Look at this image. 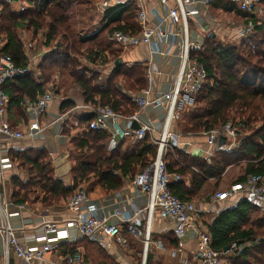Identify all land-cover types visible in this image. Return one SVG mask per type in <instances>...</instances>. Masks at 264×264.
Wrapping results in <instances>:
<instances>
[{"label": "trees", "instance_id": "trees-1", "mask_svg": "<svg viewBox=\"0 0 264 264\" xmlns=\"http://www.w3.org/2000/svg\"><path fill=\"white\" fill-rule=\"evenodd\" d=\"M20 1L26 5L21 12L15 13L8 6L0 10L1 52L12 59L15 67L26 68L24 42L17 28L23 29L32 41L43 40L47 53L38 67L39 83L32 82L26 93L30 100H34L36 92L44 90L46 84L53 87L55 95L59 94V87L66 89L71 85L78 89L84 104L108 106L122 115L135 110L131 96H126L125 91L137 94L146 86V67L141 63L115 66L121 49L109 41L114 31L138 32L133 5L106 10L101 28L81 36L75 34L73 21L89 11L93 6L91 0ZM238 15L245 20L243 24H252L250 34L225 41L205 36L198 58L206 69L207 83L194 96L192 106L175 121L174 129L180 134L196 135L237 118L243 138L240 146L217 152L210 159L191 156L177 148L164 153L166 172L180 177L177 181L172 179L168 189L183 202H193L207 180L218 183L225 170L232 166L244 164V175L235 181L238 183L249 175L264 176V0L256 3L254 13ZM53 42L56 43L53 45ZM80 59L86 64L82 65ZM107 64L109 71L102 78L97 67ZM29 76L30 73L13 80L23 82ZM54 76L58 77V82H54ZM74 106L73 101L63 100L61 114ZM71 116L76 120L75 126L83 130L68 143L72 162L70 185L52 177L44 149L12 152L9 159L16 162L27 177L24 183L13 181L18 187L13 195L16 203H23L36 188L41 193V205L51 207L70 197L83 184L89 188L90 200L101 199L121 190L126 179L133 180L154 160L157 145L149 135L139 141L124 138L112 152H107L109 134L85 127L93 115H67ZM62 133L68 136L69 131L65 129ZM203 225L212 250L223 252L225 248L236 246V252L228 253L225 258L228 264H264V209L258 203L241 199L234 207L221 211L210 224ZM127 238L131 244L132 240ZM176 246L174 241L173 247ZM146 260L147 264L148 255Z\"/></svg>", "mask_w": 264, "mask_h": 264}, {"label": "built area", "instance_id": "built-area-1", "mask_svg": "<svg viewBox=\"0 0 264 264\" xmlns=\"http://www.w3.org/2000/svg\"><path fill=\"white\" fill-rule=\"evenodd\" d=\"M6 4L15 5L17 12L25 10L26 5L20 0H1ZM236 3L237 9L246 14L256 11V3L259 0H230ZM172 8L167 7V0H159L165 7V16L159 19L156 25L147 22V12L143 7V0H134L133 6L136 10L135 20L138 26L137 33L114 31L109 41L121 51H126L138 45L151 46L157 38L163 44L171 47L179 40V67L172 88L165 92H156L153 76L158 71L146 66V86L131 97L136 106L135 110L127 115L113 111L108 106L100 104L75 105L68 112L56 118L59 122L68 114L86 113L93 118L85 126L88 130H103L109 134L106 142L107 152H112L117 144L124 138L131 137L134 141L142 140L149 135L157 145L156 155L149 166L132 180V184L141 194L147 195L148 202L144 208L145 219L141 221V211L135 212L131 218H123L120 212L114 209L111 215L105 218H97L91 211H81L80 207L89 202L87 191L82 188L76 189L68 198L67 207L72 216L63 221L60 228L55 222L43 225L45 232L51 233L44 238L41 246L27 248L23 246L16 237L15 230L7 222L5 216L7 211L0 206V214L3 219L0 223V237L3 241L5 264L9 253H13L25 264L40 262L46 255L55 250L60 241L67 240L69 230H74L79 238H92L94 236H105L117 245H122V230L142 245L141 263L145 264L150 248L153 246L151 239V221L155 213L159 218L173 224L175 237L180 238L189 232L196 242L194 251L189 256L180 257L179 264H221L225 261L228 253L236 252L237 248L232 245L226 252H217L211 249L208 233L199 222L200 208L193 202H183L173 196L168 184L173 179L179 180L178 175H169L166 172L163 155L167 150H172L185 143L180 141V135L173 130L175 121L182 116L183 111L191 107L194 96L207 83V73L198 54L203 45L190 38L189 17L197 14L196 10L189 8L193 2L190 0H174ZM108 0L100 2V8L106 7ZM189 6V7H188ZM203 30V28H202ZM252 24L249 22L237 31L238 38H244L250 34ZM31 45H27V49ZM0 41V135L13 140L35 138L44 129L41 125L42 118L47 114L51 103L55 99L53 87L49 85L42 91H37L34 100L24 99L21 108L28 121L21 128H12L5 118V109L8 97L4 86L13 79L23 77L31 73L29 66L26 68L15 67L12 59L1 52ZM152 51V49H151ZM166 55L167 52L152 51V53ZM153 53V54H155ZM27 55V54H26ZM25 55V56H26ZM28 57V56H26ZM150 107H163L164 119L159 130L148 123L140 121V113ZM134 123L139 125L136 130L132 129ZM206 137L209 151L207 159L214 153L229 151L240 146L242 141L241 125L238 122H227L217 129L201 133ZM223 138L225 144L218 146V140ZM1 148V145H0ZM9 167L7 160H0V175L4 168ZM239 197L256 202L264 209V176L249 175L242 182H233L225 189L217 191L212 195V202H220ZM114 222H111L110 219ZM122 225L123 228H122ZM155 246L160 248V244ZM171 257H177L175 250L170 251ZM61 264H86L82 256L74 252L64 257Z\"/></svg>", "mask_w": 264, "mask_h": 264}, {"label": "crops", "instance_id": "crops-1", "mask_svg": "<svg viewBox=\"0 0 264 264\" xmlns=\"http://www.w3.org/2000/svg\"><path fill=\"white\" fill-rule=\"evenodd\" d=\"M101 1L102 0L95 1L94 6L84 14H87V16L83 17V19L89 20V23L85 25L86 30H90L91 28V30H93L88 35L99 30L105 23L102 17L106 10L124 8L128 5H133L134 2V0H108L107 6L100 8L99 4ZM190 1H192L193 4L191 7H188L197 11L196 15L189 17L188 22L190 38L192 40L203 44L205 36H209L210 34H213V38H217V40L220 41L239 39L237 31L241 28V25L234 24L232 21L233 17L238 15L235 14L236 12L241 13L237 9L236 3L230 0ZM174 5V0H167L168 8H172ZM4 6H8L11 11L18 13L15 5L6 4L0 0V10L3 9ZM143 7L147 12V22L150 25H156L159 23V19L165 16V7L159 3V0H143ZM217 14L231 19L221 21L216 18ZM75 20L73 22H75ZM134 22L138 28L135 19ZM206 32L208 33L206 34ZM78 35L82 36V33L79 32ZM34 44L36 43H33V45L27 49V46L23 43V52L24 55L27 54L26 56H28L25 57L32 71L29 76L30 78L25 79L23 82L12 80L4 86V91L8 97L5 118L14 129L21 128V126L28 121L21 108V103L24 99H29L26 93L30 90V84H32V82L39 83L40 69L38 67L43 63L47 53V51H41V46L39 47ZM151 49L157 52H167V54L163 56L155 52H153L155 53L153 54ZM119 60L126 67L134 63H141L144 67L150 66L152 69L158 71V75L153 76L154 88L156 92L162 93L172 88L178 71L179 40L175 41L170 47L169 44H163L155 38L150 47L147 45H138L126 51H120ZM109 68L110 66L108 64L102 67L105 72H108ZM54 78L56 79L55 76L52 79L55 80ZM48 86L49 84H46L44 88ZM64 89L65 88L62 86L59 87V94L55 95V99L51 103L47 114L41 120V125L44 126V129L37 137L32 139L25 138L23 140H13L9 137L0 135V160H7L9 163V167L4 168L0 175V206L6 209L7 215L5 218L15 230L18 241L27 248L41 246L44 242V238L51 235V233H47L43 230V225L45 223L55 222L62 228L63 221L71 218L72 213L69 211L65 200L51 207H43L40 203L39 195H37L38 198H30V196H27V199L23 203H16V199L13 198V195L17 193L18 187L13 184V181L24 183L27 177L17 163L9 159V155L12 152L28 149H44L51 159L57 178L64 182L65 185H69L70 164L67 160L68 155L66 153L69 141L68 136L63 134L62 131L67 129L68 131L79 133L83 129L75 126L76 120H73V116H65L57 123L55 120L57 117L63 115L60 112V104L63 100H71L75 105L84 103H82L78 94L77 96H63L62 93ZM164 115L163 107H150L140 113V121L142 123L151 124L155 129L159 130ZM173 130L175 131L174 126ZM178 134L180 135V141L185 143V145L177 147L178 150L191 156L203 159L208 158L207 152L209 148L204 135L201 133L196 135ZM223 144H225V140ZM244 171L245 169L243 166L229 167L225 170L218 183H216L215 180H207L200 189L196 195V201L194 202L200 208L201 212L198 217L204 230V223L210 224L221 211L234 207L238 201L241 200V198L236 197L214 203L211 197H207L209 188L216 187L218 190L225 189L243 176ZM126 180L121 190L110 193L101 199L89 200L87 204L80 207V210L83 212L91 211L97 218L108 217L114 209L118 210L123 218H131L135 212L141 211V213H143L140 219L144 222V208L148 202L147 195L141 194L132 184V180ZM2 219L3 217L0 214V223ZM110 221L114 222L112 218ZM123 226L124 225H122V228ZM173 227L171 222L160 219L157 213L154 214L150 230L153 246L148 253V259L152 264H179L180 257L189 256L194 251L196 242L192 235L186 232L185 235L177 238L173 233ZM124 231L123 229L122 238L124 243L122 245H117L105 236L98 235L85 239L79 238L74 230H69L67 240L60 241L58 247L53 250L51 254L46 255L43 261L33 262L32 264H61L66 255L74 252L79 253L86 264H110L111 261L115 264H137L141 249L140 251L135 250L133 246L137 244L141 247V243L132 239L127 233L126 235ZM127 236L132 240L131 244L128 242ZM174 241H176V247H173ZM85 242L86 245H84ZM156 243L161 245L160 248L155 246ZM87 244L90 245V248L87 247ZM171 250L176 251L177 257L170 256ZM86 252L92 254V257H95L96 261L88 259ZM101 253H104L105 257L101 256ZM5 263L3 241L0 237V264ZM7 264L25 263L11 252L9 253ZM221 264H228V262L225 260Z\"/></svg>", "mask_w": 264, "mask_h": 264}, {"label": "rangeland", "instance_id": "rangeland-1", "mask_svg": "<svg viewBox=\"0 0 264 264\" xmlns=\"http://www.w3.org/2000/svg\"><path fill=\"white\" fill-rule=\"evenodd\" d=\"M92 2H93V6H94V4H95V1H98V0H91ZM235 14H238L237 12L235 13ZM87 16V14L86 15H84V16H81L80 18H78L77 20H75V22H73V27H74V31H75V34H77L78 35V33L80 32V33H82V35H88L89 33H91V31H93V30H86V27H85V25L86 24H88L89 23V20H86V19H83V17H86ZM216 18L217 19H219V20H226V19H231V18H226V17H224V16H222V15H219V14H217L216 15ZM231 21V20H230ZM233 23L234 24H243L244 23V19H243V17H241V16H239V15H235V17H233ZM90 25V24H89ZM243 26H245V24H243V25H241V27H243ZM16 32L17 33H19L20 34V36L23 38V42H24V44L27 46V45H33V43H36V44H34V45H36V46H41L40 47V49H41V51L42 52H44V51H46V46L44 45V42H43V40L41 39V40H39V41H35L34 40V42L32 41V40H30V38L28 37V35H26V33H24V31H23V29H21V28H17V30H16ZM208 32H206V34H207ZM56 42H53V45L55 44ZM35 46V47H36ZM112 49H115L116 50V48H113L112 47ZM41 52V53H42ZM80 61V63L82 64V65H85L86 63H85V61L84 60H79ZM91 69V68H90ZM103 69H102V67H97V71H98V73H99V75L100 76H102V78L104 77V76H106V74H107V71L105 72L104 70V72L102 71ZM55 79V78H54ZM54 82H58V77H56V79L54 80ZM63 96H77V94H78V89L76 88L75 89V87H71V85H67L66 86V89H64V91H63ZM125 95L126 96H128V97H132L133 95H135V94H132V92H128V91H125ZM192 104H193V102H192ZM192 104H191V106H192ZM231 122H237L238 121V119L237 118H233V120L231 119L230 120ZM229 121V122H230ZM80 133V132H79ZM75 135H77V132H72V131H69V134H68V141L70 140V138L71 137H73V136H75ZM68 146V145H67ZM71 148H70V146H68L67 148H66V153H67V160L69 161V164H70V169H71V166H72V162L69 160V150H70ZM47 154V153H46ZM47 159L49 160V162H50V164H51V167H52V173H51V175H52V177L54 178V179H56V180H59L58 178H57V176L55 175V172H54V169H53V166H52V163H51V159L49 158V156H48V154H47ZM237 166H243L244 167V164H239V165H237ZM61 181V180H60ZM125 181H127V180H125ZM62 182V181H61ZM69 182L71 183V175H70V171H69ZM235 182V181H234ZM64 183V182H63ZM70 183H69V185H70ZM79 188V187H78ZM81 188H84L87 192H88V186H87V184H83L82 185V187ZM35 192L34 193H32V194H30V198H33V197H37V195H39V196H41L40 194L41 193H39V190H37L36 188H35V190H34ZM217 191H220V190H218L216 187H212V188H209V192L207 193L208 195H207V197L208 198H210V197H212V195H214V193H216ZM206 197V198H207ZM69 198V197H68ZM68 198H66V199H64L66 202H68ZM64 200H59V201H57L56 203H54L53 205H57V204H59V203H61V201H64ZM194 201H196V197L194 198V200H193V203H195ZM84 245H86V242L84 243ZM87 247H89L90 248V245L89 244H87ZM133 248L135 249V250H138V251H140V249H141V252H142V248L139 246V245H135V246H133ZM141 252H140V257H139V260H138V262H137V264H140L141 263ZM86 255H87V258L88 259H90V260H92V261H96L95 260V257H92V254H88L87 252H86ZM101 256H103V257H105V255H104V253H101L100 254ZM149 255V254H148ZM94 258V259H93ZM147 261V260H146ZM110 264H115L113 261H111L110 262ZM145 264H146V262H145ZM147 264H152V262H150L149 261V259H148V262H147Z\"/></svg>", "mask_w": 264, "mask_h": 264}, {"label": "water", "instance_id": "water-1", "mask_svg": "<svg viewBox=\"0 0 264 264\" xmlns=\"http://www.w3.org/2000/svg\"><path fill=\"white\" fill-rule=\"evenodd\" d=\"M213 34H210L209 35V37L210 38H213ZM121 64V61L118 59V60H116V62H115V66H117V65H120ZM139 128V125L137 124V123H134L133 124V126H132V129L133 130H136V129H138ZM223 142H224V139L223 138H220L219 140H218V146H221V145H223ZM228 249L227 248H225L224 250H223V252H226Z\"/></svg>", "mask_w": 264, "mask_h": 264}]
</instances>
